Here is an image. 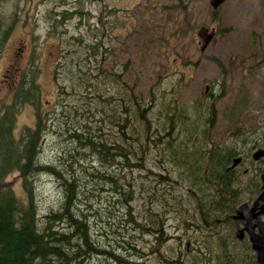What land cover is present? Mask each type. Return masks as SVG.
Instances as JSON below:
<instances>
[{"label":"trees","instance_id":"1","mask_svg":"<svg viewBox=\"0 0 264 264\" xmlns=\"http://www.w3.org/2000/svg\"><path fill=\"white\" fill-rule=\"evenodd\" d=\"M57 4L63 8L49 11V17L54 20L51 29L55 31L63 19L54 17L53 12L62 11L64 17L72 11L77 13L80 16L78 27L83 23V13L90 11L80 5L66 6L60 1ZM5 8L6 4L0 3V55L19 21L17 8L12 11ZM108 11L113 9L104 6L98 15L101 26L93 35L94 40L87 42L82 34H72L67 39L76 41L79 46L87 45L82 52L89 49H100V52L96 55L89 50L85 58L74 63V59L80 57L74 54L76 47L67 50L72 63L71 77L68 82L57 81L59 97L52 108L47 109L42 100L37 54L15 83L11 97L0 96V264H86L92 250H101L92 245V221L80 206L81 203L92 206L81 196L89 182L92 183L89 192L94 193L93 189L97 188L113 191L115 197L108 198L105 205L108 217H115V211L126 207L135 226L160 227L156 237L158 244L152 252L161 259L166 257L161 245L165 240L164 219L169 215L177 219L190 215L191 223L197 222L206 230L208 227V241L213 239V234L221 232L222 226L232 231L233 238L232 214L237 204L240 177L236 168L226 171L225 166L239 153V148L231 141L222 144L212 139L211 131L218 116L217 102L199 97L182 103L158 104V93L154 91L145 101L135 91L136 84L123 78L128 62L123 69L112 71L104 66L107 54L103 39L97 36L107 26ZM211 58L222 65L216 56ZM109 81L114 85L110 91ZM26 104L34 108L35 125L23 126L16 135V122ZM86 118L88 123L83 120ZM54 120L66 125L65 131L58 132H66L64 140L71 144L69 155L76 160L78 155L89 156L103 169L91 161L77 160L78 170L75 165L66 167L55 161H42L39 153L46 132L53 129ZM238 127L233 134L238 135L240 142L264 143L263 126L246 122ZM254 131L263 134L254 135ZM152 153L155 154L154 168L148 161ZM112 165L119 170H108ZM136 169H146L154 176L144 174L146 178L137 182L140 175H133ZM123 170L131 171V177ZM42 172L56 175L51 174V177L59 191L57 200L43 214L39 212L34 181ZM15 173H19L21 182L9 178ZM107 181L111 186H106ZM146 182H149L147 186ZM183 184L187 185L185 189L181 187ZM139 192L153 197L155 203L147 208L144 220L134 217L138 214L132 201ZM129 233L133 236L124 239L127 243L121 245L114 240L109 245L117 252L128 253L129 257L141 258L143 254L134 244L136 228ZM248 254L252 256L248 251L238 254L234 247L221 246L216 256L224 264H234L237 258L243 264ZM112 257L119 263L130 261L114 253Z\"/></svg>","mask_w":264,"mask_h":264},{"label":"rangeland","instance_id":"2","mask_svg":"<svg viewBox=\"0 0 264 264\" xmlns=\"http://www.w3.org/2000/svg\"><path fill=\"white\" fill-rule=\"evenodd\" d=\"M57 1L66 6L80 5L90 11L83 13V23L78 27L76 24L80 16L77 13L70 10L72 12L64 17L62 11L53 12L54 17L63 19L55 31L51 29L54 27V20L49 17V11L63 8ZM0 3L6 4L5 11L17 8L19 15V21L0 55V79L3 69L21 46H24L26 56L29 54V65L34 60V54H37L41 67L39 78L42 100L47 109L52 108L59 97L57 81L68 82L71 77L72 63L67 50L76 47L74 54L80 57H76L74 63L75 60L85 58L89 50L92 54H99L100 49L92 51L88 48V51L82 52L87 45L79 46L76 41L67 39L72 34H82L87 42L94 40L96 37L93 35L98 33L97 28L101 26L98 15L106 6L113 11L107 12V28L104 27L97 36L103 39L107 54L104 66L112 71L123 69L125 62H128L123 78L136 84L135 91L145 101L150 99L151 91L158 93V104H174L175 101L182 103L199 97L206 101L214 99L218 106V116L211 131L212 139L222 144L231 141L239 150L252 144L245 145L238 140V135L233 134L239 125L253 121L264 127V0H226L216 10L217 15H214L210 0H0ZM201 26L218 30L204 53L200 50L201 39L197 33ZM209 55L219 57L223 65L219 67ZM28 61L20 62L22 72ZM20 67L18 70L21 71ZM107 84L110 91L114 85L111 81ZM205 84L210 85L208 93L204 90ZM11 93V86L8 85V90L0 91V96L10 98ZM56 106L61 108L59 104ZM89 119L94 120V117ZM89 119L83 120L88 123ZM34 123V108L26 104L19 113L16 134H20L23 126ZM65 128L66 125L54 120L53 129L49 128L45 134L40 159L55 161L66 167L75 165L77 170V160L85 163L91 161L103 169L98 161L91 160L89 156L81 158L78 155L76 160L69 155L71 144L64 140L66 132H58L65 131ZM222 144L221 155L224 154ZM148 161L153 167L154 153L149 155ZM245 167H249L251 174L259 179L264 173V161L255 165L247 161L241 165V169ZM107 169L119 170L115 165ZM123 171L131 177V171ZM49 173L42 172L34 179L41 214L59 196L51 177L54 173ZM144 174L154 176L146 169L133 171V175H140L137 182L146 178ZM9 178L21 182L19 173L12 174ZM243 181L247 183L250 178L245 177ZM148 183L144 184L147 186ZM106 186H111V182L107 181ZM181 187L185 189L187 185L183 184ZM84 188L81 196L85 201L89 200L92 206L86 207L85 203L80 206L92 221V245L101 248L100 251L92 250L91 258L86 259V264H123L113 259L112 253L128 257L135 263L145 261L135 255L129 257L128 253L117 252L109 245L112 240L121 245L127 243L124 239L133 236L129 233L133 228L137 230L134 244L141 254H149L148 264H222L216 256L221 246H236L239 254L246 253L243 243L235 244L233 241L236 228L233 229L232 238L229 229L222 227V232L213 234L211 244L206 245L207 230L204 226H197V222L191 223L190 215H182L181 219L169 215L163 224L164 237H168L167 243L161 245L166 257L161 259L152 252L157 243L149 240L153 237L149 232L151 227L135 226L126 207L115 211V217L107 216V199L115 197L113 191L97 188L93 189L94 193L89 192L91 182ZM139 196L132 201L133 209L138 214L134 217L144 220L149 205L155 206L154 198L145 193L141 195L140 192ZM115 200L116 198L113 201ZM188 241L192 242L191 249H188ZM249 262L244 260V264Z\"/></svg>","mask_w":264,"mask_h":264},{"label":"flooded vegetation","instance_id":"3","mask_svg":"<svg viewBox=\"0 0 264 264\" xmlns=\"http://www.w3.org/2000/svg\"><path fill=\"white\" fill-rule=\"evenodd\" d=\"M24 51V46L19 48V51L17 53H15L14 57L11 59V61L8 62L5 71L2 74V80H1V84H6V82H8V80H12L13 75H14V70L18 69L19 67V61H22V57L24 55L23 53ZM260 145H250L247 148H242L239 153L235 156L238 155H242V161L235 167L237 168V172L240 171L242 175L244 176H239L240 177V183L238 186V205H237V209L235 210L233 216L235 221L238 223V226L236 228L235 231V235H236V242L235 244H237L238 242H240L241 240H246L247 242H250L251 246L252 242L249 239V234L248 231L245 229V223H246V219L244 217V211H250L251 209H253V211L255 213H259V216L261 219L264 220V200L263 199H259L257 202L256 200L258 199V196L260 195L261 191L264 189V184H263V178L261 175V178L259 179L257 176H253L251 174V170L249 167H245L243 169H241V165L245 164L247 161L251 162L253 165L257 164V163H261L264 161V158H260L258 160H254L252 157V154L255 150V148L259 147ZM232 162V161H231ZM229 165V164H228ZM226 165L225 168L228 166ZM245 177H249L250 181L245 183L243 181V179ZM256 181L260 184V186H262V188L259 190L258 189V185L256 184ZM258 228L255 227L254 231H257ZM190 244H192L191 241L187 242V246L188 249H191ZM253 250H255L253 248ZM254 257H252L250 259L249 263L246 264H258V260H257V252H254ZM141 264H144V261L141 262ZM239 264V263H237Z\"/></svg>","mask_w":264,"mask_h":264},{"label":"water","instance_id":"4","mask_svg":"<svg viewBox=\"0 0 264 264\" xmlns=\"http://www.w3.org/2000/svg\"><path fill=\"white\" fill-rule=\"evenodd\" d=\"M212 6L216 9L219 5L224 2V0H210ZM215 29L209 31V28L206 26H201L198 30V34L203 38L201 45V50L204 51L211 38L213 37ZM209 85H206V90ZM264 155V148H259L255 151L254 157L259 158ZM241 157H235L232 166H235L239 163ZM259 198L264 199V191L261 193ZM264 210V209H263ZM246 218V228L250 232V238L253 242L254 248L258 250V261L259 264H264V221L260 219L259 213H255L253 209L244 214ZM255 226H258V230L254 231Z\"/></svg>","mask_w":264,"mask_h":264}]
</instances>
